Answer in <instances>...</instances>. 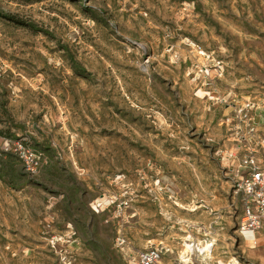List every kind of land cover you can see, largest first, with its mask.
I'll return each instance as SVG.
<instances>
[{"label":"rangeland","instance_id":"1","mask_svg":"<svg viewBox=\"0 0 264 264\" xmlns=\"http://www.w3.org/2000/svg\"><path fill=\"white\" fill-rule=\"evenodd\" d=\"M247 99L264 0H0V264H264L227 170Z\"/></svg>","mask_w":264,"mask_h":264},{"label":"built area","instance_id":"2","mask_svg":"<svg viewBox=\"0 0 264 264\" xmlns=\"http://www.w3.org/2000/svg\"><path fill=\"white\" fill-rule=\"evenodd\" d=\"M264 105L247 99L234 109L229 127L234 133V145L227 161L232 174L233 190L242 206L239 232L257 244V235L264 233ZM28 171L37 173L39 163L23 151ZM124 243L123 240L119 241ZM194 247V244H192ZM198 249V247H197ZM171 249L149 245L130 257L132 264H171ZM187 264V263H186Z\"/></svg>","mask_w":264,"mask_h":264},{"label":"bare ground","instance_id":"3","mask_svg":"<svg viewBox=\"0 0 264 264\" xmlns=\"http://www.w3.org/2000/svg\"><path fill=\"white\" fill-rule=\"evenodd\" d=\"M104 200V199H103ZM192 210H195L194 208H192ZM185 246L187 247V249L189 251H192L193 250V247L190 243H185ZM214 244L212 243H209V241L206 242V244L204 245L203 248H200L201 251H204V252H208V253H211L212 252V248H213Z\"/></svg>","mask_w":264,"mask_h":264},{"label":"crops","instance_id":"4","mask_svg":"<svg viewBox=\"0 0 264 264\" xmlns=\"http://www.w3.org/2000/svg\"><path fill=\"white\" fill-rule=\"evenodd\" d=\"M261 240L264 241V233H261V234L257 235V242L258 241L260 242ZM247 244H249L250 246L256 245L255 243H253L250 240H247Z\"/></svg>","mask_w":264,"mask_h":264}]
</instances>
